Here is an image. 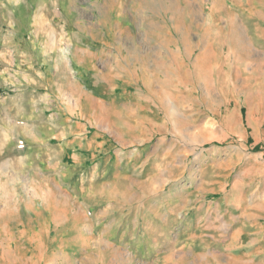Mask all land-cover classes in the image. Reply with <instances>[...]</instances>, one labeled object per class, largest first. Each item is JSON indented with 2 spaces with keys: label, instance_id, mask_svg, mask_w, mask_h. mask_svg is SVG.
<instances>
[{
  "label": "rangeland",
  "instance_id": "1",
  "mask_svg": "<svg viewBox=\"0 0 264 264\" xmlns=\"http://www.w3.org/2000/svg\"><path fill=\"white\" fill-rule=\"evenodd\" d=\"M19 1L0 0V264H264V0H77L79 36L66 0Z\"/></svg>",
  "mask_w": 264,
  "mask_h": 264
},
{
  "label": "crops",
  "instance_id": "2",
  "mask_svg": "<svg viewBox=\"0 0 264 264\" xmlns=\"http://www.w3.org/2000/svg\"><path fill=\"white\" fill-rule=\"evenodd\" d=\"M197 1V0H196ZM203 3V2H202ZM246 3V2H245ZM208 4H209V0H205L204 1V5L205 6H208ZM257 4V3H256ZM210 5H212V3L210 4ZM233 4H230L229 6H232ZM176 54H178L179 56H181V57H183L181 54H180V52H177ZM158 60V59H157ZM184 60H186V58L185 57H183V61ZM154 62V61H153ZM168 64V62L167 61H155L154 63H153V66H152V69L151 70H149V67H148V72H146L144 75H143V85H145L146 83H144V81H146V82H148L149 84H146V87H148V88H150V84H151V80H152V78L155 80V79H159L160 81H162L160 78V76L162 75V72L165 70V68L167 67L166 65ZM187 64L186 63H183V62H178V66L175 68H172V73H171V75H170V77H176L175 78V80L176 79H178V82H180L181 80H180V78H186L187 77ZM212 69L213 68H211V72H212ZM114 72H116V73H118L119 74V72H121L122 74H123V72H124V70H122V69H119V67H116L115 69H114ZM209 73H210V71H209ZM204 77H207V75L206 74H204L203 75ZM168 78V77H167ZM170 80V79H169ZM180 80V81H179ZM122 97H124V96H122ZM146 99H147V101H148V105L147 106H145L143 109L145 110V113L146 114H148L149 115V117H150V112H152V107H154V106H156L155 105V103H157L156 102V98L154 97V95L152 94H150L149 92H148V94H146ZM159 103V102H158ZM152 104V105H151ZM154 105V106H153ZM119 106H120V103H119ZM122 108H126L127 110H128V116L130 117H132V115L130 114V112H131V107L130 106H128V103L127 104H125L124 106H122ZM120 109V108H119ZM121 110V109H120ZM163 111H165V110H163ZM166 113V112H165ZM147 115V116H148ZM164 115V114H163ZM130 117V118H131ZM146 117V116H145ZM155 117H159V115L157 114V115H155V114H153V115H151V117L150 118H155ZM166 117H167V114H165V116H164V119H166Z\"/></svg>",
  "mask_w": 264,
  "mask_h": 264
},
{
  "label": "bare ground",
  "instance_id": "3",
  "mask_svg": "<svg viewBox=\"0 0 264 264\" xmlns=\"http://www.w3.org/2000/svg\"><path fill=\"white\" fill-rule=\"evenodd\" d=\"M16 3H17V5L18 6H20V1L19 0H14ZM32 1H34V0H32ZM67 1V6L65 7V8H63V10H64V14L66 15V16H68L71 20H66V21H64V26H65V28H67L68 29V31H70L71 29L69 28V26H71V23H72V19H74L75 17H76V15L78 16V12L80 11L79 9H80V7H78L79 5H77L78 3H77V0H66ZM85 3V2H84ZM83 4V3H82ZM37 5H39V3H37ZM51 8L53 9V11L56 13L57 12V9L59 8V5L56 3V4H53V6L51 5ZM57 18V17H56ZM61 22H62V20L61 19H59ZM75 20V19H74ZM35 22H37L36 20H35ZM35 24V27H37V32H36V34L39 36V33H38V22L37 23H34ZM10 25V24H9ZM80 28V27H79ZM71 32V31H70ZM71 35H74V36H79L80 35V33H78V34H76V31L75 32H71L70 33ZM46 44V46H48V45H50V43L49 42H46L45 43ZM73 49H76V46H75V43H74V41H70L68 44H67V46L65 47V48H62L61 49V51L64 53V58L65 59H67V60H69V57H67V54H71V51L73 50ZM43 50H45V47H44V49ZM78 51H81V50H78ZM46 51H44V53H45ZM61 52V53H62ZM74 58V57H73ZM73 61L76 63V61H75V59H73ZM87 198V197H86ZM89 199V198H88ZM91 199V198H90ZM92 200V199H91Z\"/></svg>",
  "mask_w": 264,
  "mask_h": 264
}]
</instances>
